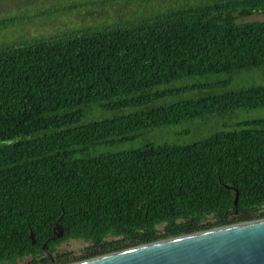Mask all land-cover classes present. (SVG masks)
<instances>
[{"label": "trees", "instance_id": "1", "mask_svg": "<svg viewBox=\"0 0 264 264\" xmlns=\"http://www.w3.org/2000/svg\"><path fill=\"white\" fill-rule=\"evenodd\" d=\"M261 13L264 0H168L129 21L0 42V264H70L263 219L264 117L188 143L95 153L264 108L255 83L152 105L168 93L158 88L184 77L261 70L264 21L245 20ZM25 19L0 18V31ZM92 107L139 110L92 120ZM70 239L87 243L79 256L57 249Z\"/></svg>", "mask_w": 264, "mask_h": 264}, {"label": "rangeland", "instance_id": "2", "mask_svg": "<svg viewBox=\"0 0 264 264\" xmlns=\"http://www.w3.org/2000/svg\"><path fill=\"white\" fill-rule=\"evenodd\" d=\"M73 1L77 2L80 0H0V18L26 17L25 20L17 23L7 32L0 31V42L7 39L20 40L23 38L50 37L70 28H79V26L125 22L136 19L139 11H145V14L148 15L147 10L160 3L168 2V0H111L108 3L93 4L68 10L67 7ZM64 7L65 9H63ZM145 7L146 10L144 9ZM55 9L59 11L54 16L49 17L48 13ZM245 20L264 21V13L251 15ZM251 83L256 85L264 84V66H262L261 70L255 72L253 70H242L240 72L184 77L167 86L158 88L159 90L168 89V93L166 96L155 100L152 105L165 106L191 98L219 95L248 86ZM135 110H139V108L104 111L99 107H92L91 109L88 108L85 113L89 119L99 120ZM260 117H264V108L256 110L236 109L230 114L217 116L212 119H201L169 128L157 129L148 135L147 140L142 139L133 143H123L116 148L99 149L95 153L105 152L109 149H129L146 141L158 144L188 143L200 138V133H205L209 129L222 128L223 125L230 128L239 127L248 120ZM161 227L158 226V228ZM86 244L82 240L70 239L60 244L57 249L61 252L79 256ZM78 261L81 260L74 262Z\"/></svg>", "mask_w": 264, "mask_h": 264}, {"label": "water", "instance_id": "3", "mask_svg": "<svg viewBox=\"0 0 264 264\" xmlns=\"http://www.w3.org/2000/svg\"><path fill=\"white\" fill-rule=\"evenodd\" d=\"M238 192H235L236 205ZM54 234L62 228L56 223ZM31 242L34 241L30 233ZM46 252V245L42 246ZM70 264H264V218L141 244Z\"/></svg>", "mask_w": 264, "mask_h": 264}]
</instances>
